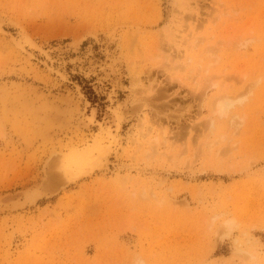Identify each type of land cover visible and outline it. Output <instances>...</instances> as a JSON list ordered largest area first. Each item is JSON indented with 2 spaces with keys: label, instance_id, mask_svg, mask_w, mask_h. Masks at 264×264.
Masks as SVG:
<instances>
[{
  "label": "rangeland",
  "instance_id": "obj_1",
  "mask_svg": "<svg viewBox=\"0 0 264 264\" xmlns=\"http://www.w3.org/2000/svg\"><path fill=\"white\" fill-rule=\"evenodd\" d=\"M0 264H264V0H0Z\"/></svg>",
  "mask_w": 264,
  "mask_h": 264
},
{
  "label": "bare ground",
  "instance_id": "obj_2",
  "mask_svg": "<svg viewBox=\"0 0 264 264\" xmlns=\"http://www.w3.org/2000/svg\"><path fill=\"white\" fill-rule=\"evenodd\" d=\"M202 39L203 38H196V40H194V44H193L194 47H196L197 45L201 46ZM212 50H213V46H211V45L205 46L203 49L204 56H210ZM207 78H208V76L204 75V81H210L211 80L210 78L209 79H207ZM233 102H235V100H233V99L231 100L229 98V96H227L226 94H223L221 97H218L215 100L214 105H213V112L217 113L219 116H224V115L228 114L231 106L233 105ZM144 129L145 130L143 131L142 135H140L141 139H142V141H140V142L141 143L143 142L144 145L146 144L148 146L147 148H148V150H150L149 154L157 153L159 151V148H161V146H162V142H163L162 140H164V139H162L163 137L160 138L161 140L159 139L161 141L160 142L156 136H153L154 128L152 126H147ZM168 139H170V137L166 136V139L163 143L165 144L168 141ZM141 143L140 144L136 143V144H139L138 145V147H139L141 145ZM138 147H135V148H138ZM211 147H212V145L208 144L207 148L209 150L211 149ZM103 150H105V149H103ZM72 152H74V151H72ZM75 153L57 152V153L51 154L47 158V160L44 163L43 170H42L43 171V179L41 181V184L39 185L41 192L46 193V194H44L45 196L49 195V194L50 195L56 194L57 192L61 191L65 187V185H67V183L76 179V177L78 176L76 171L78 168L81 167V159H79V158H81V156L77 155L78 152H77V154H75ZM221 153L224 154L225 152H219L217 150L215 152L214 158H217V156H219ZM84 164H85V162H84Z\"/></svg>",
  "mask_w": 264,
  "mask_h": 264
}]
</instances>
